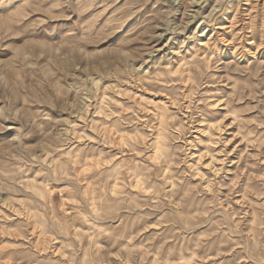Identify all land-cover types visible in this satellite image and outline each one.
<instances>
[{"label":"rangeland","instance_id":"374dc122","mask_svg":"<svg viewBox=\"0 0 264 264\" xmlns=\"http://www.w3.org/2000/svg\"><path fill=\"white\" fill-rule=\"evenodd\" d=\"M0 264H264V0H0Z\"/></svg>","mask_w":264,"mask_h":264}]
</instances>
